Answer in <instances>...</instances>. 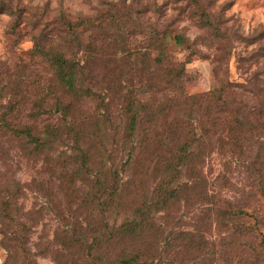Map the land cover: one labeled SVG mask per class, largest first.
<instances>
[{
    "label": "trees",
    "instance_id": "obj_1",
    "mask_svg": "<svg viewBox=\"0 0 264 264\" xmlns=\"http://www.w3.org/2000/svg\"><path fill=\"white\" fill-rule=\"evenodd\" d=\"M199 1L193 0L200 8V24L221 39L220 28ZM0 13L14 15L15 7L1 0ZM91 23L61 20L53 30L60 37L59 45L53 34L40 35L31 58L52 75L49 93L28 108L32 93L27 88L24 96L14 93L0 109V139L19 141L27 157L43 156L50 172L54 167L61 171L58 187L64 207L53 191V178L47 185L37 183L60 220L61 227L55 235L59 249L54 259L59 264H215L214 244L198 232L179 229V221L175 222L172 214L192 195L190 185L206 184L199 176V167L214 144L243 156L244 146L253 143L256 154L250 169L257 174L264 172V162H257V158L264 156V81L262 85L226 81L205 94L190 95L185 87L188 76L184 64L173 63L169 54L161 52L152 62L155 71L146 89L149 96L141 100L133 91L124 96L127 125L121 145L117 146L122 152L127 151V161L115 166L111 155L104 151L105 138H100V133L93 138L87 136L85 124L76 116L80 103L98 99L107 107L105 99L88 86L86 65L64 51L70 43L82 45L81 37ZM169 37L164 34V40ZM172 38L183 45V37ZM84 49L93 54L97 51L87 45ZM8 86L0 87V92ZM54 90L60 94L56 95ZM50 99L54 100L51 107ZM163 118L164 133L160 136L156 128ZM144 125L146 128L137 141L136 132ZM60 146L69 147L74 155L63 152L55 159ZM163 151L164 157L160 155ZM154 162L162 165L164 179L150 195L141 196L142 173L126 178L127 172L142 171ZM184 175L194 181L184 182ZM261 188L264 194L263 181ZM20 199L18 183L0 189L1 245L8 252L6 264H37L28 249L33 226ZM230 214L247 215L242 208ZM263 225V219H256L254 227L240 226L234 230L244 237L259 239L257 247L263 252L264 262V235L256 233ZM249 245L257 254L256 248ZM180 252L190 259L177 263L173 257Z\"/></svg>",
    "mask_w": 264,
    "mask_h": 264
},
{
    "label": "rangeland",
    "instance_id": "obj_2",
    "mask_svg": "<svg viewBox=\"0 0 264 264\" xmlns=\"http://www.w3.org/2000/svg\"><path fill=\"white\" fill-rule=\"evenodd\" d=\"M2 1L12 4L16 14L0 13V87L9 84L0 92V109L14 93L24 96L27 88L32 93L28 108L49 93L52 75L31 58L40 35L53 34L59 45L60 37L53 30L60 26L61 20L73 24L90 20L89 31L81 37L82 45L70 43L64 51L68 50L71 58L86 65L88 86L105 99L107 107L98 99L80 103L76 116L85 124L87 136L93 138L100 133V138H105L104 151L111 155L115 166L127 161V151L119 148L127 125L124 96L130 91L141 100L149 96L146 89L155 71L152 62L161 52L169 54L173 63L184 64L188 76L185 87L190 95L205 94L226 81L242 84L251 81L259 85L264 81V0H200L199 5L206 7L220 28L221 39L200 24V8L193 0ZM164 34L171 37L164 40ZM175 35L183 37V45L176 43L172 38ZM84 45L97 51L86 52ZM53 104L50 99V107ZM141 128L136 132L137 141L146 126ZM156 133L163 135L164 118L159 119ZM244 150L243 156H237L229 148L214 144L199 167V176L206 184H189L192 195L172 214L173 220L179 221V229L198 232L214 244L215 264H255V260L264 264L263 252L257 247L259 239L244 237L234 230L240 226L254 227L256 219L264 220L261 188L264 172L257 174L250 169L256 154L254 144L245 145ZM63 152L74 155L69 147L60 146L54 158ZM160 155L164 157V151ZM156 157H152L153 161ZM257 162H264V156L257 158ZM149 166L139 172L129 170L126 175L133 178L142 173L141 196L150 195L164 179L161 164L154 162ZM47 168L43 156L27 157L19 141L0 139V189L16 183L20 186V204L33 226L28 249L37 264H59L54 253L59 249L55 235L61 227L60 220L37 183L47 185L53 178V191L63 201V207L65 201L58 187L60 169L54 167L52 173ZM187 176H183L184 182L194 181ZM237 208L247 215H231ZM256 233L264 235V225ZM249 244L256 248L257 254ZM7 257L0 235V264H6ZM173 258L179 263L190 256L180 252Z\"/></svg>",
    "mask_w": 264,
    "mask_h": 264
}]
</instances>
